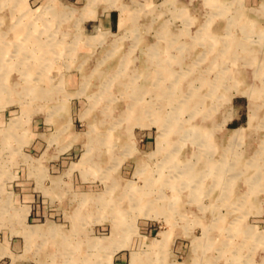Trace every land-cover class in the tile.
<instances>
[{"label":"rangeland","instance_id":"1","mask_svg":"<svg viewBox=\"0 0 264 264\" xmlns=\"http://www.w3.org/2000/svg\"><path fill=\"white\" fill-rule=\"evenodd\" d=\"M54 2L0 0V77L15 89L0 91V157H55L64 145V157L90 159L86 177L66 185L25 181L12 164L9 185L18 194L27 183L30 224L43 227L17 254L31 264H264V0ZM111 5L122 14L113 33L88 14ZM131 83L145 87L142 106ZM177 110L179 129L160 153L154 122ZM57 117L72 133L36 151L30 128L47 121L54 135ZM187 126H205L210 146ZM202 162L211 173L201 187L184 184L186 168ZM129 183L160 211L134 209Z\"/></svg>","mask_w":264,"mask_h":264},{"label":"crops","instance_id":"2","mask_svg":"<svg viewBox=\"0 0 264 264\" xmlns=\"http://www.w3.org/2000/svg\"><path fill=\"white\" fill-rule=\"evenodd\" d=\"M47 1L55 3V0ZM72 1H74L75 4H78L82 0ZM93 2H96V0H87L88 7H92ZM96 9L98 8H93L94 11ZM118 10L119 9H115L113 5H111L110 8L103 6L96 11L98 12L97 14L94 11H91V13L88 14L89 16L102 18L99 27L103 26L108 29L110 33H113V31H117L120 26V16H122V14L120 12V14L117 15ZM93 32H95V29ZM62 111L63 109L59 108L56 109L54 113L58 114ZM61 118L57 117L55 121L54 135L53 133H48L47 130L50 128H44L49 125L47 121L36 120L34 122L35 125L29 130L28 142L31 144V147L34 146L36 151H42L43 149L47 150L49 142L52 138H55L57 141L58 137L63 139L67 132L72 133V129L63 133L65 125H63V119ZM66 127H70V125ZM4 138L5 137L1 139L0 146L4 145L5 147L8 146V140L6 139L7 141H5ZM61 144L63 143L61 142ZM63 146L64 145H62L61 151L64 150ZM71 149L72 146L68 147V149L64 152L58 151L55 157H46L44 154L42 156L45 157H17V159L16 157H0V170H2L0 171V177L2 175H7V177H5V182H8V186H6V184L5 186L0 184V263L7 261L8 264H31L30 260L26 258L22 259L24 256L18 255L17 253L21 251V243H24V248L27 250V244L31 241L32 237H35H30L29 233L32 227L30 222L36 200L32 199V191L30 189H26L27 183L19 185L22 187H20L21 189H18L20 190L18 194L15 193L16 187L13 185L14 182H12V185H9L11 183L10 178L14 176H12L11 172V166H13L12 164L17 161L20 162L21 167L18 173L23 175V179H25V181L30 180L32 177L38 180L49 179L50 177L55 180L61 179V184L66 185L64 183V179H68L70 181L73 177L78 176L80 179L86 177L84 172L86 167L85 164H87L88 159H90L89 157H87V159H85L86 157H81L79 160L78 157H64L67 151ZM77 160L78 162H76ZM13 172L15 173V171ZM80 184L84 185L85 183L80 182ZM41 190H43V193L48 196V189H44L42 186ZM3 194H6V199L1 198V195ZM81 195L84 203L90 201L89 192Z\"/></svg>","mask_w":264,"mask_h":264},{"label":"bare ground","instance_id":"3","mask_svg":"<svg viewBox=\"0 0 264 264\" xmlns=\"http://www.w3.org/2000/svg\"><path fill=\"white\" fill-rule=\"evenodd\" d=\"M123 11H125L123 8H122ZM125 13V12H124ZM48 57V56H47ZM10 67V66H9ZM26 70V69H25ZM34 69H30L28 68L26 71H25V74H28L30 75L32 73ZM250 71V70H249ZM250 80V79H249ZM2 83V84H1ZM4 83H6V80L4 79V77H0V91H7V92H12L14 91L15 89H13V86L10 87L8 86L7 84L4 85ZM133 83H131L129 86L131 88H135L133 87L134 85H132ZM125 85V84H123ZM176 88V87H175ZM147 89V88H146ZM145 90V87H139V88H135V90H133V93L131 94V96L138 102H134L135 106L139 107V106H142L141 102L143 100V92ZM173 95V94H171ZM251 98H254L253 95L250 93L249 94ZM1 96V95H0ZM208 96H211V94H209ZM136 97V98H135ZM141 100V101H140ZM1 101V100H0ZM252 105H253V101H251ZM181 108V107H179ZM136 111V110H134ZM140 113H143V112H150L148 110H144V109H141L139 110ZM176 115L175 117L171 118L169 121L167 120V124H163L161 122V120L157 119L154 123L156 125H158V128H159V134H158V151L160 153H163L165 150H166V147H165V144L169 141V131L170 130H178V119H177V113H179V110H177L176 112ZM138 117H135L134 116V119H137ZM253 119V118H252ZM15 120V119H14ZM251 120V119H250ZM18 123V121H13L11 122V124H9V128L8 130L10 129H13L14 127H16V124ZM252 123V122H251ZM192 125V124H191ZM186 128H191V129H194V132H195V139H196V142L199 143L201 146L203 145L204 147L208 148L210 146V142H209V135L211 134L205 126H192V127H186ZM11 132V131H10ZM13 132V131H12ZM112 132V131H111ZM113 134V133H112ZM6 136V134H5ZM111 136V135H110ZM110 143V142H109ZM169 143V142H168ZM174 146V144H173ZM173 146H170V148H172ZM166 152V156L167 157H173V155H175V151H173L172 149H170ZM157 151V152H158ZM211 152V150H210ZM87 158V157H86ZM85 158V159H86ZM167 160V159H166ZM207 163L205 162H202L201 165L197 164L195 166H190L188 168H186V174L184 173L183 177H187V178H183V180L185 179L186 181H184L185 183L184 184H190L192 187H201V185L203 184L201 182V180L204 178V177H207L210 175L211 173V170L208 169L206 167ZM211 169H218L220 170V168H217L215 165H211ZM139 171V170H138ZM145 172V171H144ZM142 172V173H144ZM140 173V172H139ZM140 175V174H139ZM147 177V175H145ZM144 176V177H145ZM161 178L163 177L162 175L160 176ZM148 178V177H147ZM164 178V177H163ZM165 182V181H164ZM164 182H161L160 183V186L161 185H164L165 183ZM167 182V181H166ZM181 183V182H180ZM158 183L155 181V180H151V181H147L146 183V186H150L149 188L157 185ZM159 185V184H158ZM167 185V184H166ZM171 185H173L175 188L178 187L179 184H175L172 183ZM127 188V192H128V195H130V200L133 204V208L134 209H139L138 211H146L148 209H154V211L158 212L159 209H161L158 205L155 206L156 204V199H151L149 195L152 196V193H149L148 194V191H145V190H142L141 188H139L138 186H133V184L129 183L127 184L126 186ZM147 192V193H146ZM174 195V194H173ZM183 199V198H182ZM164 201H167L169 204L171 202H173L172 204L176 205L177 201H179V198L177 197H173V198H165ZM104 201L102 200V203ZM152 206H155L156 208H152ZM160 211V210H159ZM18 213V212H17ZM116 227L119 225L117 222L115 223ZM236 228V227H235ZM234 228V229H235ZM43 229L42 226H32L31 227V231L29 233L30 237L36 235L37 233H40V232H43L41 231ZM116 229V228H115ZM115 231V230H114ZM117 231V230H116ZM162 237H163V240H162V243L166 242V240L168 239L169 237V234L168 232H165V233H162ZM195 245H196V248H195V252H196V249L199 247V245H201V242H202V239H195ZM152 248V246H151Z\"/></svg>","mask_w":264,"mask_h":264}]
</instances>
